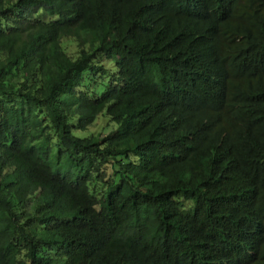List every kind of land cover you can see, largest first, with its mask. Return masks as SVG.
<instances>
[{
  "label": "trees",
  "instance_id": "trees-1",
  "mask_svg": "<svg viewBox=\"0 0 264 264\" xmlns=\"http://www.w3.org/2000/svg\"><path fill=\"white\" fill-rule=\"evenodd\" d=\"M0 264H264V0H0Z\"/></svg>",
  "mask_w": 264,
  "mask_h": 264
},
{
  "label": "clouds",
  "instance_id": "clouds-1",
  "mask_svg": "<svg viewBox=\"0 0 264 264\" xmlns=\"http://www.w3.org/2000/svg\"><path fill=\"white\" fill-rule=\"evenodd\" d=\"M188 122L190 118L187 103L178 98L175 108L167 116L166 125L171 132H180ZM255 189L263 192L261 187L255 186ZM245 196H256V193L251 189Z\"/></svg>",
  "mask_w": 264,
  "mask_h": 264
},
{
  "label": "rangeland",
  "instance_id": "rangeland-1",
  "mask_svg": "<svg viewBox=\"0 0 264 264\" xmlns=\"http://www.w3.org/2000/svg\"><path fill=\"white\" fill-rule=\"evenodd\" d=\"M55 18H59V17H55ZM66 48H67V51H68L69 53H71L72 55H75L76 52H77V46H76L75 42H73L72 40H71V41H70V40H67V42H66ZM100 122H102V119H101V118H100V119L97 121V123L91 128V130H92L93 132L96 133V132L98 131V129H99L98 125H99Z\"/></svg>",
  "mask_w": 264,
  "mask_h": 264
},
{
  "label": "bare ground",
  "instance_id": "bare-ground-1",
  "mask_svg": "<svg viewBox=\"0 0 264 264\" xmlns=\"http://www.w3.org/2000/svg\"><path fill=\"white\" fill-rule=\"evenodd\" d=\"M4 222V221H3Z\"/></svg>",
  "mask_w": 264,
  "mask_h": 264
}]
</instances>
